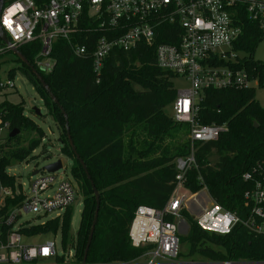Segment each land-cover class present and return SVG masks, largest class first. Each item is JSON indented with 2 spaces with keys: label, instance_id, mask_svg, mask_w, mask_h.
Segmentation results:
<instances>
[{
  "label": "trees",
  "instance_id": "trees-1",
  "mask_svg": "<svg viewBox=\"0 0 264 264\" xmlns=\"http://www.w3.org/2000/svg\"><path fill=\"white\" fill-rule=\"evenodd\" d=\"M239 18L242 34L234 47L249 56L243 57L237 68L244 69L259 87H264V62L253 58L256 45L264 38V29L244 12ZM39 43L20 48L33 66ZM155 49L144 43L130 50L114 48L97 75L91 56L77 57L66 41L57 40L52 72L37 70L59 104L52 101L20 60L57 125L61 153L73 160L71 172L83 193L75 241L69 234L73 207L62 218L43 224L27 223L23 228L28 236L56 235L60 231L63 254L56 256L59 263L65 262L64 254L71 247L74 261L83 260L97 205L91 181L100 194V209L87 262H130L152 247L136 248L131 243L129 231L135 211L140 205L157 209L166 205L176 186V159L187 156L190 149L189 125L175 121L166 112L177 95L173 84L176 76L157 66ZM202 94L198 121L226 123L229 130L217 140L197 145L196 164L188 170L184 185L190 193L205 189L214 202L244 216V193L252 184L243 180V174L257 163L264 164V107L255 98L252 86L206 89ZM59 105L68 116L71 138L91 179L70 147L66 119ZM6 108L5 119L10 121L11 130L17 128L20 134L0 143V185L14 188L16 179L7 169L27 160L44 133L24 115L22 104L9 103ZM20 138L28 140V144H22ZM182 214L189 222L185 240L191 245V253L201 256V262H264V235H255L242 225L226 235L206 232L188 211Z\"/></svg>",
  "mask_w": 264,
  "mask_h": 264
},
{
  "label": "built area",
  "instance_id": "built-area-1",
  "mask_svg": "<svg viewBox=\"0 0 264 264\" xmlns=\"http://www.w3.org/2000/svg\"><path fill=\"white\" fill-rule=\"evenodd\" d=\"M241 12L264 29V0H3L0 71L2 56L16 49L21 52V47L37 42L40 46L34 65L45 74L54 68L52 54L57 40L66 41L77 57L91 56L97 75L114 48L130 50L141 43L155 46L157 66L189 81V88L177 91L171 108L175 121L189 125L190 149L187 156L176 159V186L166 205L162 209L147 205L136 209L129 231L131 243L136 248L152 247L130 262L67 263L74 259L73 248L64 254L65 262L59 263L56 256L63 253H58L53 239L39 245L24 242V237L31 236L23 232L26 224L20 222L22 213L61 212L54 218H62L77 199L78 186L69 180H58V171H42L45 173L34 177L27 192L21 184L19 188L17 183L14 188L0 185V264H36L38 259L52 260L49 264H211L175 261L180 254L181 236L174 220L188 209L206 232L226 235L242 225L255 235H264V164L257 163L243 174V180L252 184L244 193V216L212 199L202 207V190L189 197L184 193L186 174L196 164L197 145L217 140L229 130L226 123L198 121L203 91L247 88L255 80L237 68L244 59L234 47L242 34ZM14 88L10 73L5 80L0 77V143L11 132V123L5 116L6 105L12 103L7 94ZM48 190L52 194L45 195ZM13 200L15 204L8 207Z\"/></svg>",
  "mask_w": 264,
  "mask_h": 264
},
{
  "label": "rangeland",
  "instance_id": "rangeland-1",
  "mask_svg": "<svg viewBox=\"0 0 264 264\" xmlns=\"http://www.w3.org/2000/svg\"><path fill=\"white\" fill-rule=\"evenodd\" d=\"M31 46V45H30ZM242 56H249L247 52H241ZM253 58L256 61L264 62V38L258 42L256 48L253 53ZM9 73L13 76V81L15 84V88L9 94H7V99L13 104H22L24 108V115L32 119L44 133V136L37 146V148L31 153L27 160L19 163H15L11 167L7 169L9 175H12L16 179L17 187L19 188V184H21V189L24 191H29V186L34 177L40 175L44 166L49 163H54L60 160L63 164V167L58 171V180L65 179L69 180L75 185L78 186V196L76 201L73 203V216L71 220L70 226V238L75 241L77 231L80 226L81 221V213L83 210V193L81 190L80 183L77 184L72 172L71 168L73 166V160L66 157L61 153L62 143L60 141V133L57 128V125L53 118L48 114V110L45 106L44 100L37 89V86L31 81V79L27 76V74L23 70V64L17 57L14 52H8L4 56H2L1 61V71L0 77L2 79H7L9 77ZM173 84L176 90H184L189 88V81L184 77H175L173 78ZM252 87L255 88V98L259 102V104L264 107V87H259L257 84V80H254L251 84ZM34 108L40 109L41 115H37L34 111ZM166 112L169 115H173V110L171 105H169L166 109ZM10 132L7 133L9 135ZM24 133H22L23 135ZM25 135H23L24 139ZM20 138V141L23 139ZM18 141V142H20ZM22 144L27 145L28 140L23 141ZM40 171L38 174H34L35 171ZM186 191V190H185ZM206 192V195L204 193ZM187 197L192 195L193 193H188V191L184 192ZM52 194V190H48L45 195ZM199 198L203 200L202 207H206L208 205V199L211 200V197L207 193L205 189L200 192ZM190 210L188 209V212ZM61 212H54L49 215H38L35 212H24L20 217V222L25 224H43L48 220L56 217ZM193 217L194 215L189 212ZM195 218V217H194ZM175 223L179 228V235L182 237V241L179 245V256L175 259L176 262H194L199 263L202 261L201 256L197 253H191V245L188 241L185 240V236L189 231V222L182 217H176ZM50 239H53L56 242L58 253H63L62 250V234L59 231L56 235L52 234H40L34 235L31 237H24V242L29 245H39ZM72 251V247L70 249ZM72 253V252H70ZM144 259H141L140 262H143ZM157 261H162L161 259H157ZM53 262L49 259H38L36 264H49ZM74 259H68L67 263H74ZM208 262V261H206Z\"/></svg>",
  "mask_w": 264,
  "mask_h": 264
},
{
  "label": "water",
  "instance_id": "water-1",
  "mask_svg": "<svg viewBox=\"0 0 264 264\" xmlns=\"http://www.w3.org/2000/svg\"><path fill=\"white\" fill-rule=\"evenodd\" d=\"M2 7H3V0H0V12L2 10ZM3 36L4 35L2 34V37ZM14 52L17 55V57L19 58V60H21L27 67H29L31 69L32 73L35 75L36 79L40 82V84L43 86V88L49 94V96L52 99V101L55 104H59L57 98L52 93L50 87L45 83V81H44L42 75L40 74V72L28 61V59L22 54V52H20L17 49L14 50ZM60 109H61V111L64 114L65 119H66V131H67V137H68V142L70 144V147L73 150V152H74V154L76 156V159L79 161V163L83 167L87 178L91 179V176L89 174L88 168H87L85 162L83 161V159L80 157L79 153L77 152L76 147H75V145L73 143V140L71 138L69 123H68V116H67L65 110L63 109V107L60 106ZM34 111L36 112L37 115H41L40 109L34 108ZM19 134H20V130L17 129V128H14L9 133V137L12 138V137H15V136H17ZM60 141H61V138H60ZM62 167H63L62 162L60 160H58L57 162L49 163L46 166H44L42 171L45 170L47 172L54 173V172L59 171ZM38 172H39V170L35 171L34 174H36ZM91 186H92V189H93L95 197H96L97 205H96L94 220H93V223H92V226H91V229H90V233H89V237H88V240H87V244H86V247H85L82 263H86L87 262L88 251H89V248H90V245L92 243V239H93V236H94V233H95V228H96V224H97V221H98V215H99V209H100V194H99V191L96 188V186H95L93 181H91ZM211 264H217V262H211ZM237 264H264V262H237Z\"/></svg>",
  "mask_w": 264,
  "mask_h": 264
},
{
  "label": "bare ground",
  "instance_id": "bare-ground-1",
  "mask_svg": "<svg viewBox=\"0 0 264 264\" xmlns=\"http://www.w3.org/2000/svg\"><path fill=\"white\" fill-rule=\"evenodd\" d=\"M190 200H193L192 198Z\"/></svg>",
  "mask_w": 264,
  "mask_h": 264
},
{
  "label": "crops",
  "instance_id": "crops-1",
  "mask_svg": "<svg viewBox=\"0 0 264 264\" xmlns=\"http://www.w3.org/2000/svg\"><path fill=\"white\" fill-rule=\"evenodd\" d=\"M208 263V262H207Z\"/></svg>",
  "mask_w": 264,
  "mask_h": 264
}]
</instances>
